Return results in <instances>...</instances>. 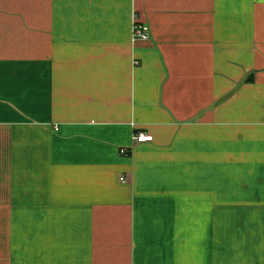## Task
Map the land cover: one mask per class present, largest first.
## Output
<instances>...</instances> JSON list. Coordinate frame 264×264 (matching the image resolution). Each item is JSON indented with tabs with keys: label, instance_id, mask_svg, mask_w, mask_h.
<instances>
[{
	"label": "crops",
	"instance_id": "1",
	"mask_svg": "<svg viewBox=\"0 0 264 264\" xmlns=\"http://www.w3.org/2000/svg\"><path fill=\"white\" fill-rule=\"evenodd\" d=\"M0 264H264V0H0Z\"/></svg>",
	"mask_w": 264,
	"mask_h": 264
},
{
	"label": "built area",
	"instance_id": "2",
	"mask_svg": "<svg viewBox=\"0 0 264 264\" xmlns=\"http://www.w3.org/2000/svg\"><path fill=\"white\" fill-rule=\"evenodd\" d=\"M137 16H135V24L133 27V39L134 41H143L149 39L148 27L144 24H141L137 21ZM133 139L138 143L152 142L154 137L152 135L146 134L144 132L135 133ZM122 154L128 155L129 151L122 150ZM122 180L125 182L124 178Z\"/></svg>",
	"mask_w": 264,
	"mask_h": 264
}]
</instances>
